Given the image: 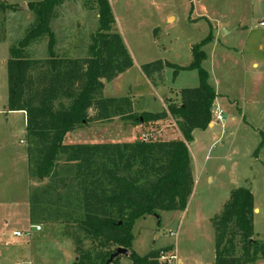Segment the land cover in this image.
Instances as JSON below:
<instances>
[{"label": "rangeland", "instance_id": "rangeland-1", "mask_svg": "<svg viewBox=\"0 0 264 264\" xmlns=\"http://www.w3.org/2000/svg\"><path fill=\"white\" fill-rule=\"evenodd\" d=\"M0 1L15 7L0 12L5 34V40L0 41V264H72L73 242L63 233V226L28 219L30 192L39 191L46 180L30 175L25 113L7 110L9 47L34 21L27 2L38 0ZM108 2L114 28L132 57L133 66L120 80L107 84V94L135 87L138 93L131 97L136 115L143 113V108L161 110L167 93L178 102L181 88L199 84L198 70L186 68L191 60V46L208 38L202 46L206 57L201 67L208 72V83L217 94L215 104L225 117L220 122L212 116L213 126L193 132L188 147L194 186L186 208L160 210L136 219L132 250L143 256L152 249L169 247L170 253L176 255L174 264H214L211 218L238 186L251 189L257 208L253 215L254 239L264 243V144L258 155L253 154L264 138V26L259 25L264 21V0ZM97 25L93 0H63L50 22L55 53L86 56ZM26 55L47 57V37L32 43ZM156 60L182 68L173 74L171 66H164L162 84H154L142 76L140 66ZM143 134L145 139L180 137L170 117L146 125L115 117L79 126L64 135L63 143L125 142ZM30 223L39 225L40 230H33L28 237L13 236L15 229L27 230ZM111 264L132 261L129 255L119 254ZM248 264H264V258Z\"/></svg>", "mask_w": 264, "mask_h": 264}, {"label": "trees", "instance_id": "trees-1", "mask_svg": "<svg viewBox=\"0 0 264 264\" xmlns=\"http://www.w3.org/2000/svg\"><path fill=\"white\" fill-rule=\"evenodd\" d=\"M98 25L91 33L87 55L59 56L50 27L54 10L63 0L27 2L34 21L29 30L9 47L6 62L7 110L26 116L30 175L43 180L39 191L30 192V221L54 222L73 242L72 264H111L118 247L129 251L132 264H172L161 257L169 247L152 249L143 256L132 250L136 219L160 210H184L194 186L189 142L193 131L205 130L212 122L217 96L208 83L203 44L191 46L186 68L198 70L199 84L178 92V102L166 101L161 111L136 115L131 98L105 96V84L126 70L133 61L114 28L108 0H93ZM15 9L0 1V12ZM47 37V57L30 58L26 49ZM5 40L3 16L0 41ZM171 66L161 60L140 66L154 84H162L161 71ZM114 117L154 124L172 118L181 138L134 139L125 142L64 144V135L90 122ZM264 144L254 150L258 155ZM254 197L251 189L238 186L230 191L218 214L211 218L214 229V264H248L264 258V243L254 239ZM170 255H174L170 253Z\"/></svg>", "mask_w": 264, "mask_h": 264}, {"label": "crops", "instance_id": "crops-1", "mask_svg": "<svg viewBox=\"0 0 264 264\" xmlns=\"http://www.w3.org/2000/svg\"><path fill=\"white\" fill-rule=\"evenodd\" d=\"M256 64L255 63H253V66H255ZM129 70V69H128ZM128 70H126L125 72H123L122 74H120L118 77H116L115 79H113L112 81H110V82H108V83H106L105 84V87H104V90H103V94L105 95V96H124V95H127V96H129L130 98H131V103H132V108H133V110L134 111H136V104H135V102H134V99L131 97L132 95H134L135 93H138L137 91H135L133 88H135V87H132L131 89H127L126 88V90H124L123 92H119V93H116V94H112V93H106V91H107V84H110V83H112V82H114V81H117V80H120L121 78H122V76H123V74L124 73H127V72H129ZM140 72H141V70H140ZM142 73V72H141ZM143 74V73H142ZM142 76H144V75H142ZM123 93V94H122ZM118 94H121V95H118ZM169 99H171L170 98V96H169V93H167V95L165 96V98H164V100H162L163 101V104H162V109H164L165 107H166V101L167 100H169ZM215 100H216V98H215ZM174 101V100H173ZM214 105H216L215 104V101H214ZM143 107V106H142ZM161 109V110H162ZM161 110H158V111H161ZM142 111H147V110H145L144 108H143V110ZM149 112H152V111H149ZM157 112V111H156ZM115 118V117H114ZM114 118H112L111 120H113ZM110 120V121H111ZM173 120V119H172ZM98 122H100V121H96V122H93V123H98ZM211 126H213V122H210L209 123V125H208V127H211ZM176 132H178L179 133V131H178V129H177V127H176ZM194 132V131H193ZM176 134V133H175ZM179 135H180V133H179ZM169 138H172V136L171 137H169ZM169 138H167V139H169ZM176 138V137H175ZM177 138H181V135H180V137H177ZM189 153H190V151H189ZM192 159V157H191V155H190V160ZM191 167H192V173H193V165H192V161H191ZM193 176H194V174H193ZM29 204V203H28ZM255 209H257V208H255ZM28 219H30L29 218V214H28ZM30 225H32L31 223H30ZM30 225H29V227H30ZM28 227V228H29ZM15 230H18V229H15ZM175 255V254H174ZM175 259H176V255H175ZM177 262H179V260H177Z\"/></svg>", "mask_w": 264, "mask_h": 264}, {"label": "built area", "instance_id": "built-area-1", "mask_svg": "<svg viewBox=\"0 0 264 264\" xmlns=\"http://www.w3.org/2000/svg\"><path fill=\"white\" fill-rule=\"evenodd\" d=\"M260 26H264V21H260L259 22ZM212 116L215 117V119L217 121L220 122H224L225 121V117L223 116V111L222 109L217 106V105H213L212 106ZM146 134H143L140 139H145ZM40 226L39 225H30V227L27 230H14L12 232L13 236L15 237H28L30 235V233L34 230V231H39L40 230ZM162 260H167L169 263L174 264V260H175V255H170L166 256L163 255L161 257ZM17 264H21L20 262H18ZM28 264H30V262H28Z\"/></svg>", "mask_w": 264, "mask_h": 264}, {"label": "water", "instance_id": "water-1", "mask_svg": "<svg viewBox=\"0 0 264 264\" xmlns=\"http://www.w3.org/2000/svg\"><path fill=\"white\" fill-rule=\"evenodd\" d=\"M22 6H25L24 4ZM256 209H254L255 211ZM129 251L125 248H122V247H118L116 248V250L110 255V258L109 259H112L113 257L119 255V254H125V255H128Z\"/></svg>", "mask_w": 264, "mask_h": 264}, {"label": "bare ground", "instance_id": "bare-ground-1", "mask_svg": "<svg viewBox=\"0 0 264 264\" xmlns=\"http://www.w3.org/2000/svg\"><path fill=\"white\" fill-rule=\"evenodd\" d=\"M256 211H257V209H256Z\"/></svg>", "mask_w": 264, "mask_h": 264}]
</instances>
